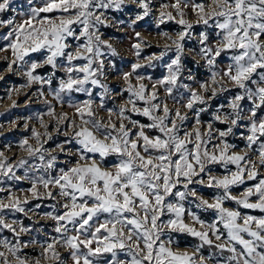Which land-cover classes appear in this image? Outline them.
Returning <instances> with one entry per match:
<instances>
[{"label": "snow or ice", "instance_id": "snow-or-ice-1", "mask_svg": "<svg viewBox=\"0 0 264 264\" xmlns=\"http://www.w3.org/2000/svg\"><path fill=\"white\" fill-rule=\"evenodd\" d=\"M133 2L142 9L136 20H142L149 14L150 0ZM12 4L13 0H0V13L9 11ZM27 4V12L19 13L22 17L19 22L14 18L0 19V27L11 26L3 37L8 43L0 48V52H11L12 59L6 71L19 69L27 80L21 86L25 88L33 83L50 87L52 77L62 70L66 78L60 79L58 89L48 93L60 106L66 103L65 94L75 92L88 96L82 102H67V106L74 109V119L70 121L66 113L57 116L54 107L45 100L48 111L44 115L56 120L57 125L66 122L73 129L70 138L58 144L57 148L63 152L65 144L75 141L80 149L73 167L59 169L56 176L48 175L46 178L38 175L30 180L32 187L28 191L33 198L55 199L51 190L55 188L58 189L57 195L66 201L61 205L64 209L62 214H44L55 221L54 231L58 236L52 237L50 242L40 243L43 259L66 264L57 250L59 245L69 251L72 264H98V258L104 254L111 257L108 264H196L188 252L174 251L170 238L167 242L161 239L167 231L197 238L200 241L194 249L197 254L205 245L215 248L222 258L218 264H264V215H251L239 210L264 214V177H261V169L264 168V114H260L264 112V0H174L171 5H161L163 9L172 8L175 15L162 11L159 23L175 20L181 26L175 40L167 32L160 33L175 45V56L166 65L167 74L159 80L152 81L150 77L139 75L137 70L142 66L139 62L131 66V72L123 73L127 84L125 91L129 95L118 109L108 108L104 103L110 89L98 78L104 74L101 46L110 49L113 55L116 52L111 44L101 39L98 26H106L105 12L119 9L124 0H27ZM188 9L196 16L198 24L218 29L214 44L209 43V36L203 31L199 36V51L187 50L195 52L208 68V78L197 82L199 91L180 82L185 53L183 41L191 35L193 27L185 19ZM74 26L79 27V32ZM136 36L139 38L140 33L137 32ZM69 38L77 41L83 38L84 42L73 49L68 43ZM143 43L141 39L132 46L138 58ZM168 50L166 45L158 57H147L149 66H152V60L166 56ZM33 53H40L42 59L30 60ZM222 55H227L230 63L219 69L218 58ZM61 60L65 63H60ZM74 61L83 63L77 65ZM44 66L53 70L47 79L35 74ZM134 75L135 85L131 82ZM0 79H3L2 75ZM145 79L151 83L150 90L142 83ZM187 79L193 80L194 77L189 75ZM227 84L238 89L227 104L230 111H221L225 107L221 105L213 114L212 121H202L200 114L207 111L208 101L214 99L218 91L231 90ZM89 85L103 89L99 103L93 99ZM158 86L179 107L173 110L167 102L159 100ZM179 88L185 89L187 95H174ZM19 92L20 88L12 89L7 99L12 100V94ZM40 96H44L43 91ZM245 100L251 104L247 110L241 103ZM138 102L142 106H138ZM12 106H17L15 100H12ZM181 108L194 113L192 131L184 128L188 116L182 113ZM97 109L107 112L108 119L98 118ZM130 114L143 116L149 122L141 123L132 119ZM37 119L45 128L43 135L50 140L43 116ZM242 121H247L244 125L247 134L242 136L246 144L237 152L233 151L236 145L228 143L227 137L242 126ZM214 122L227 127L224 130L213 129ZM204 124L206 132L198 127ZM31 131L40 147L34 149L27 138L19 147L30 155L40 153L41 164L36 170L43 168L47 172L55 167L57 157L50 156L45 160L41 151L42 134L34 128ZM56 131H60L59 127ZM153 131L157 134H151ZM213 131L218 134L219 144L210 150L208 144L214 139ZM250 153L256 156L255 160ZM0 157H4L3 152H0ZM111 157L115 159L108 164ZM26 163L21 160L18 166ZM211 165H220L226 174L213 175ZM229 165L234 166V170L229 169ZM4 176L21 179L6 160L0 159V177ZM248 181L255 183L239 195L232 193L234 187ZM194 185L214 188L218 193L210 202L198 194ZM41 187L44 192L39 191ZM190 197L197 208L214 211L217 219L206 223L189 211L184 202ZM7 200L5 203L0 199V212L10 209L26 213L22 203L27 204V198L21 202L9 195ZM226 201H232L238 207H225ZM164 216L168 219H162ZM186 216L190 223L185 221ZM3 230L12 233L15 242L0 239V248L5 250L0 251V264H12L13 260L15 264H31L21 253L38 241L23 242L20 239L21 234L28 233L30 229L15 219L9 222L0 216V231ZM225 252L229 254L226 257L223 256ZM121 253L131 259L121 258ZM204 261L205 257L200 255V264ZM34 264H41V261L37 259Z\"/></svg>", "mask_w": 264, "mask_h": 264}, {"label": "rangeland", "instance_id": "rangeland-1", "mask_svg": "<svg viewBox=\"0 0 264 264\" xmlns=\"http://www.w3.org/2000/svg\"><path fill=\"white\" fill-rule=\"evenodd\" d=\"M199 2V0H197ZM174 3V0H150V11L147 16L142 20H136V16L142 13V9L139 7L138 3H134L133 0H124V4L119 9H109L105 12L107 17L105 24L100 25L99 32L101 34V39L106 41L108 44H111L112 48L115 49L116 55L111 54V50L107 47L101 46V50L104 53L100 59L104 61L103 76L98 77L103 84H107L110 93L104 97V103L106 107L118 109L122 104L128 99V93L125 91L127 84L123 80V73L131 72L132 65L134 63H141V67L137 70L139 75L145 77H150L152 81L162 79L167 74L166 65L170 62L175 56V45L172 44L171 40L165 38L160 33L167 32L171 36L172 40L177 39L176 33L181 30V26L175 21L165 20L164 23H159L160 13L162 11L173 12L172 8L163 9L161 5ZM29 5L27 0H13L12 8L5 13H0V19H10L14 18L19 22L22 17L19 14L21 11L27 12ZM187 14L185 19L193 25L191 35L186 37L183 41L185 47V53L182 57V75L180 82L183 84L191 85L194 89L199 91L198 81H204L208 78L209 72L207 65L204 60L200 59L195 52H189L188 49H195L199 51L200 45L198 43L200 33L206 31L209 36V43L214 44L216 39V33L218 29L215 27H205L203 24H198L196 16L192 13L191 9L186 10ZM179 19V17H177ZM211 24V21H210ZM76 27V31L79 32V27ZM11 30L9 27H0V48H3L8 43L3 37ZM140 33V37L136 36V33ZM143 40L144 43L141 45L140 57L138 58L135 55L136 49L132 46L133 44ZM83 38L79 41L69 38L68 43L72 45L73 49L77 44L83 43ZM168 46V54L162 59H154L151 61L152 66H149V61L147 57L159 56L162 51H165V46ZM72 50V49H70ZM8 57V60L5 59ZM12 59L11 52H0V75L3 76V79H0V152L4 153V157L0 159L6 160L7 164L11 165L13 171L17 177L21 179H9L8 177H0V199H3L5 203H8L7 197L13 195L24 201L27 198L28 203L23 204L25 207L26 213H18L14 210L5 209L3 212H0V216H4L7 221L15 219L21 222L25 227L29 228L30 231L26 234H21L20 239L23 242H28L32 239L38 241L36 244H31L28 248L23 249L21 255L26 257L31 264H34L35 260L39 259L41 264H55L54 261L44 260L41 253L42 248L40 243L50 242L52 237H57L58 234L54 231L55 221L47 218L44 214L48 212H53L54 214H62L64 209L61 207L66 201L57 195L58 189L52 188L53 194L56 196L55 199H35L32 197L31 193L28 191L32 184L30 182L31 178H35L38 175H45L47 178L48 175L56 176L59 173V169L63 168L67 170L70 167L75 165L77 160L76 153L80 149V146L72 141L71 143L65 144V149L63 152L57 148L58 144H61L68 140L72 134L73 129L68 127L66 122H61L57 125L56 120L52 117L44 115L48 111V104H51L56 112V115L59 116L61 113H66L68 120L74 119V109L67 106L68 101L72 102H82L85 99H88V96L84 93H71L65 94L64 98L66 103L63 106H60L56 101L49 95V91L56 90L59 88V81L62 78H66V74L59 70L56 72L55 77H52L51 86L44 84L33 83L30 87L21 88L22 85L27 83L26 78L23 76L22 72L18 69L15 72L6 71L9 60ZM30 60L39 61L42 59L40 53H33L30 55ZM189 60L193 61L195 64L189 68ZM60 63H65L61 60ZM75 64L80 65L83 61H74ZM230 63V60L227 55H222L218 58V68L224 69L225 66ZM15 67V66H14ZM95 67V65H94ZM50 66H44L37 69L35 74L41 75L45 79L49 78L52 73ZM82 75V74H81ZM191 75L194 77L193 80H188L187 77ZM131 82L133 85L137 83L135 75L131 77ZM149 90L151 89V83L148 79L142 81ZM93 92V99L97 100L99 103L100 93L103 89L99 87H93L89 85ZM226 87L231 89L227 92H217V96L214 99L208 101L206 105L207 111L200 114V119L204 122L212 121L213 114L217 109L224 105L225 107L221 111L227 112L230 111L227 108L229 100L235 95L238 89H235L233 85L227 84ZM14 88H20L19 93L12 94V100H15L17 103L16 107L12 106V100H8L9 92ZM44 92V96H40V92ZM158 97L159 100L165 101L168 103L169 108L175 110L176 105L173 103L172 99L167 96L162 87L158 86ZM184 94L187 95V92L183 88H179L178 91H174V95ZM203 94V93H202ZM210 95V92L208 93ZM45 100L48 101V104L45 103ZM244 109L247 110L251 104L249 101L245 100L241 102ZM138 106H142L141 102H138ZM95 107V106H94ZM130 107V106H129ZM195 107H200L196 105ZM182 113L188 116V120L184 124V128L188 131L193 130L194 126V113L189 112L187 109L181 108ZM158 115H162V112H158ZM264 114V112L260 113ZM131 118L138 120L141 123H148L147 118L137 115L130 114ZM43 116L45 125L47 126V132L51 135V139L48 140L45 133V128H42L37 117ZM97 116L100 119L107 120V112L97 109ZM115 120V117L112 118ZM76 123L79 124V120H76ZM247 124V121H242L240 127L234 129V133L227 137V141L230 144L236 145V148L233 151L240 152L244 149L246 141L242 138L243 135L247 134V128L244 126ZM59 127L60 131L57 132L56 128ZM202 132L207 131L206 124L198 126ZM227 127L226 124L219 122L213 123V129L224 130ZM36 129L40 132L41 143H43V149L41 150L45 156V160L50 158V156H56L57 161L53 169L44 171L43 168H40L37 171V167L41 164L39 160L40 153L35 155H30L27 151L19 147L20 143L27 138L28 143L32 147L38 148L40 144L35 138L32 137V129ZM65 132L68 135H65ZM151 134H157L154 131ZM214 139L208 144V148L211 150L213 145L219 144L218 134L213 131ZM46 141V142H45ZM255 147V146H254ZM46 149L47 151H44ZM91 155V154H90ZM252 159L255 160L256 156L251 154ZM114 157L108 159L107 163L111 164L114 161ZM21 160L27 161L23 166H18ZM211 172L213 175L222 176L226 174L224 168L220 165H211ZM229 169L234 170V166L229 165ZM28 172V176L25 177V172ZM11 175V173H9ZM261 177H264V168L261 169ZM255 181H248L245 185L239 187H234L232 193L234 195H239L244 189ZM197 189L198 194L202 195L205 199H209L218 193L217 189L207 188L201 185H194ZM40 192L45 190L41 187L39 188ZM39 205V207H37ZM185 207L194 212L206 223H212L217 219L216 213L212 210H203L197 208L195 203L190 197L187 201L184 202ZM225 207L236 209L238 206L232 201H226ZM242 213L251 214V215H264L259 212H253L251 210L239 209ZM162 219L167 220L168 217L164 216ZM185 221L190 223L187 216ZM198 228V226H196ZM71 234V233H69ZM7 238L13 243L15 242L12 233L7 230L0 231V239ZM172 240L170 245L174 251L188 252L189 255H192L196 264H200V255L205 257L204 264H218L220 261L221 255L215 248H210L205 245L200 254L195 253V247L200 243L197 238H194L188 234L184 233H169L165 231V235L161 239L167 242L168 239ZM226 239V234L224 236ZM57 250L61 254V259L66 261V264H72L69 256V251L65 248L57 245ZM0 251H5L3 248H0ZM123 259H131L130 257L124 256L123 253L120 254ZM229 255L227 252L223 254L224 257ZM209 257H211L209 259ZM111 259L109 254H104L98 258V264H108V261ZM12 264H15L13 260Z\"/></svg>", "mask_w": 264, "mask_h": 264}, {"label": "trees", "instance_id": "trees-1", "mask_svg": "<svg viewBox=\"0 0 264 264\" xmlns=\"http://www.w3.org/2000/svg\"><path fill=\"white\" fill-rule=\"evenodd\" d=\"M195 63L191 60H189V68H191Z\"/></svg>", "mask_w": 264, "mask_h": 264}]
</instances>
